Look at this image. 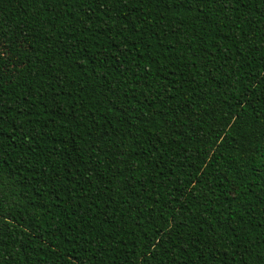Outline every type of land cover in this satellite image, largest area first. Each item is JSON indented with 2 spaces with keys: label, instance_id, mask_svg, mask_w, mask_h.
I'll list each match as a JSON object with an SVG mask.
<instances>
[{
  "label": "trees",
  "instance_id": "1",
  "mask_svg": "<svg viewBox=\"0 0 264 264\" xmlns=\"http://www.w3.org/2000/svg\"><path fill=\"white\" fill-rule=\"evenodd\" d=\"M0 264H264V0H0Z\"/></svg>",
  "mask_w": 264,
  "mask_h": 264
}]
</instances>
